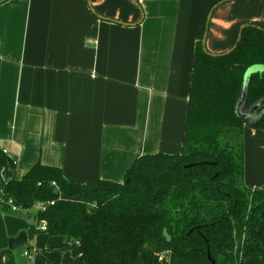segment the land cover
Masks as SVG:
<instances>
[{"label": "crops", "instance_id": "1", "mask_svg": "<svg viewBox=\"0 0 264 264\" xmlns=\"http://www.w3.org/2000/svg\"><path fill=\"white\" fill-rule=\"evenodd\" d=\"M137 1L144 19L136 25L102 19L90 6L134 23L141 11L130 0L0 4V146L17 158L22 173L41 162L95 186L102 179L123 181L143 154L182 151L196 42L219 0ZM252 21L264 25V0L221 4L207 48L228 50L239 28ZM246 134L264 162V132L245 128ZM261 172L257 178L264 179V165ZM16 218H28L52 238L34 217L0 211V264H18L9 247L21 228ZM28 251L24 255L34 260ZM62 251L74 263L72 253ZM33 252L36 260L41 252Z\"/></svg>", "mask_w": 264, "mask_h": 264}, {"label": "trees", "instance_id": "2", "mask_svg": "<svg viewBox=\"0 0 264 264\" xmlns=\"http://www.w3.org/2000/svg\"><path fill=\"white\" fill-rule=\"evenodd\" d=\"M244 24L229 54L212 56L203 38L196 42L181 152L143 154L123 181L89 186L41 162L18 176L0 149V187L26 210L17 214L44 220L73 264L264 261V189L245 184V128L264 130V103L255 121L245 116L264 98V25ZM0 211L15 213L5 204Z\"/></svg>", "mask_w": 264, "mask_h": 264}, {"label": "rangeland", "instance_id": "3", "mask_svg": "<svg viewBox=\"0 0 264 264\" xmlns=\"http://www.w3.org/2000/svg\"><path fill=\"white\" fill-rule=\"evenodd\" d=\"M250 71V70H249ZM241 108H239V112H241ZM257 130L258 132H264L261 129H254L250 126H246L247 129ZM251 134H246L245 137V184L248 188L252 189H264V179L257 178L259 176L263 177V173L261 172L262 165L264 162L260 157V153L256 150V147L253 145L250 139ZM256 145V144H255ZM264 146V142L260 139L259 147ZM256 181L257 186H252ZM250 185V186H249ZM33 214H35L33 212ZM17 224L21 227L17 236L21 232H26L28 236V243L20 248L13 250L15 259L18 264H72V257L70 253H63L62 244L63 241L60 237H52L50 239H46V237L37 232V226L35 223H31L28 221V218H16ZM1 225V221H0ZM2 228V227H1ZM3 229V228H2ZM43 232V230L41 231ZM28 248H31V252L33 253V259H29L24 255V251H28ZM35 249L40 250V255L36 258L35 256L38 253L33 252ZM243 264H264L262 258L257 256H249L245 258Z\"/></svg>", "mask_w": 264, "mask_h": 264}, {"label": "water", "instance_id": "4", "mask_svg": "<svg viewBox=\"0 0 264 264\" xmlns=\"http://www.w3.org/2000/svg\"><path fill=\"white\" fill-rule=\"evenodd\" d=\"M4 1H7V0H0V4L2 2H4ZM130 1L133 2L140 9V11H141V18H140V20H138L137 22H134V23L127 22V21H123V20H118V19H113V18H107V17H105L103 15H100L92 5H90V6H91L92 12L95 15H97L98 17L102 18V19L111 20V21H114L116 23L123 24V25H136V24L141 23L143 21V19H144V12H143V9L141 8L140 4H139V1H137V0H130ZM227 1H231V0H221L218 3H216L211 8L210 12L208 13L207 19H206L205 32L203 34L202 44H203L204 51L207 52V53H209L212 56L226 55V54L231 53L234 49H236L239 41L242 38V31L248 25V24H243L240 27V30H239V33H238V37H237L236 43L231 48H229L228 50H226L224 52H212V51H210L207 48V39H208V35H209V28H210V24H211V19H212V16H213V12H214V10L217 7H219L221 4H224ZM249 74H250V71L247 72L246 77H245L244 90H243V94H242V97H241V101L238 103V106H237L238 109L240 108V106L242 105V103L244 102V99L246 97L247 81H248ZM263 103H264V98L261 100L260 103L256 104L253 108H251L250 109V112L251 113L256 112V110L259 108V106L262 105ZM245 116L247 117L248 114H246ZM33 220L34 219L31 218V221H33ZM26 243H27V234H26V232H21L18 236L11 237L9 239V247L11 249H13V250H15L17 248H20V247H22L24 245H26ZM213 264H215V263L213 262Z\"/></svg>", "mask_w": 264, "mask_h": 264}, {"label": "built area", "instance_id": "5", "mask_svg": "<svg viewBox=\"0 0 264 264\" xmlns=\"http://www.w3.org/2000/svg\"><path fill=\"white\" fill-rule=\"evenodd\" d=\"M0 149L3 151L4 154H6V155H8V156H10L12 158L13 164L16 166V174L18 176H21L22 172L18 168V160H17V158L11 156L9 154V151L5 147H1L0 146ZM1 175H2V178L5 179L4 170H1ZM53 184L56 185L55 182H53ZM0 204H5V205L9 206V208L11 209L12 212H15V213H20V212L26 213V210L23 209L21 206L17 205L15 200L13 199V197L9 196L8 193H6L2 187H0ZM45 206H46V204H44V203H37L34 206V209L36 211L44 210ZM38 228H40L41 230L45 231L47 229L46 222L44 220L41 221L38 224ZM25 254L26 255H30L29 251H25Z\"/></svg>", "mask_w": 264, "mask_h": 264}]
</instances>
